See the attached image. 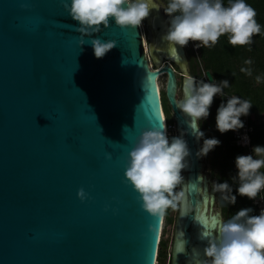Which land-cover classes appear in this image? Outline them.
<instances>
[{
	"label": "water",
	"instance_id": "water-1",
	"mask_svg": "<svg viewBox=\"0 0 264 264\" xmlns=\"http://www.w3.org/2000/svg\"><path fill=\"white\" fill-rule=\"evenodd\" d=\"M153 2L148 51L143 26L112 19L85 36L61 0H0V264H157L165 213L142 207L125 170L142 131L166 127L162 74L191 152L169 264L207 258L202 234L214 235L222 211L207 214L215 194L197 155L201 127L178 107L189 77L178 99L175 65L187 72V50L162 40L169 17ZM97 36L117 41L99 59Z\"/></svg>",
	"mask_w": 264,
	"mask_h": 264
},
{
	"label": "clouds",
	"instance_id": "clouds-1",
	"mask_svg": "<svg viewBox=\"0 0 264 264\" xmlns=\"http://www.w3.org/2000/svg\"><path fill=\"white\" fill-rule=\"evenodd\" d=\"M61 2L71 18L78 22L77 31L85 36L99 33L102 26L110 25L112 19L121 28L140 27L153 8L160 9L153 0ZM163 10L169 17V27L162 40L174 48L177 45L186 47L190 41L199 42L195 45L197 48H211L223 35L228 36V42L233 47L245 46L252 44L253 37L261 33L256 9L246 0H229L227 5L224 0H168ZM84 43L81 39V45ZM91 45L99 59L115 48L117 41H104L97 36L91 40ZM246 63L250 64L251 60ZM241 71L251 75L248 69L242 68ZM256 79L260 82V77ZM228 86V80L207 83L189 77L184 84V98L178 102V107L196 126L197 122L208 118L214 97L217 94L223 97ZM251 107L250 101L231 96L217 110V129L226 133L243 128L245 125L241 117L249 115ZM195 135L199 140L204 137V132L198 131ZM220 143L217 138H205L197 155L207 156ZM253 153L236 157L238 174L233 177L234 181H238V194L250 200H256L264 191V172L261 171L264 168V147L255 146ZM190 155L183 132L170 138L164 125H153L142 131L126 157L125 177L139 194L138 199L148 213L163 216L167 209H177L184 200L185 193L177 189L184 183L182 171L188 167L186 158ZM108 158H111L110 153ZM212 189L214 193H220L221 199L228 204L236 203L237 196L227 181L213 182ZM78 196L84 200L88 194L81 188ZM252 212V208H243L227 221L214 224V235L203 232L208 246L204 249L207 258L201 264H264V208L259 215H252Z\"/></svg>",
	"mask_w": 264,
	"mask_h": 264
},
{
	"label": "trees",
	"instance_id": "trees-1",
	"mask_svg": "<svg viewBox=\"0 0 264 264\" xmlns=\"http://www.w3.org/2000/svg\"><path fill=\"white\" fill-rule=\"evenodd\" d=\"M168 2V0H166ZM229 0H224L227 5ZM253 8L256 9V20L261 25V33L253 37V43L245 46L233 47L228 42V36L220 37L218 43L211 47H200L199 58L193 59L196 65L204 64V70H210L215 83L223 80L229 81V86L224 89V94H235L252 103L249 117L253 125V134L251 138L252 152L257 145L264 147V122H259L258 117L264 115V0H246ZM251 60V63L246 61ZM248 69L251 75L241 71ZM257 77H260V82H257ZM197 78H202L201 74ZM163 109L166 114L167 122L175 123L171 117V106L166 97V93L161 92ZM226 103L227 99L224 95H216L213 104L210 107V115L206 120L201 121L202 131L205 138H217L221 143L216 146L212 152V163L216 169V177L219 183L227 181L233 188V194L237 196L235 204L222 202V215L227 221L236 212L243 208H252L253 211L257 207L255 200H250L246 196H240L236 191L238 189V181H234L233 177L237 176L238 169L236 168V157L239 155H249L250 151L247 147H243L237 143L236 130H229L226 133H221L216 127L217 110L221 103ZM256 115V118L251 116ZM245 116H242L243 120ZM264 172V168L261 169ZM264 195V191H263ZM172 209L169 208L165 212V221L168 224L173 221L171 216ZM252 215H259L251 213ZM165 240L160 241L158 254L159 264H166Z\"/></svg>",
	"mask_w": 264,
	"mask_h": 264
},
{
	"label": "rangeland",
	"instance_id": "rangeland-1",
	"mask_svg": "<svg viewBox=\"0 0 264 264\" xmlns=\"http://www.w3.org/2000/svg\"><path fill=\"white\" fill-rule=\"evenodd\" d=\"M167 5V1L166 0H161L160 2V6H161V9L163 10V7H165ZM164 12V10H163ZM165 16L168 18L167 14L164 12ZM143 30L144 32L146 33L147 35V39H148V42H149V45L151 43V32L149 30V27H148V24H147V21L146 19L143 21ZM199 43V42H193V41H190L189 44L186 46V49H187V54H188V58H189V62H188V70L187 72H182L180 70V68L175 65V67L177 68L178 72L180 73L179 74V83H180V86L178 88V99H182L183 97V78L184 77H193V78H197V76H199L201 74V77L202 78H197V80H204V82H207L209 80L206 79V70H204V64H199V66L196 65V62L195 61H191V56H193V59L196 58L198 59L199 58V53H200V47L197 48L195 45ZM149 61L151 63L152 66H154V62L152 60V58L149 56ZM161 81V85L163 86L162 87V92H164L166 90V83H167V76L164 75L163 78L160 80ZM210 82V81H209ZM215 82V81H214ZM212 83V82H211ZM255 116V117H254ZM171 117L173 118V115H172V109H171ZM254 118H256L257 116L256 115H253ZM258 120L259 122H264V115L263 113L261 114V117H258ZM171 125V132L170 134L168 135L170 138L173 137V136H178L177 135V130H176V125L175 123H168ZM199 125L201 127V131H202V126H201V121H199ZM203 146V139H202V142H201V147ZM212 152L210 150V152L208 153L207 156H204L202 157V161H203V167H202V173L207 176L208 179H210V182H209V188H210V191L213 192V189H212V185H213V182H218L217 181V177H216V169L215 167L213 166V163H212ZM177 191H180V187L177 189ZM214 193V192H213ZM215 194V202H214V205H213V212H221L222 211V202L223 200L221 199L220 197V193H214ZM171 216L173 217V221L171 223L168 222L167 224V230H166V234H165V243L166 241L168 243H166V248H165V251H166V264H167V258H168V264L170 263V258H171V249L173 247V244H174V239H175V234H176V226H177V221H178V216H179V206L177 207V209L173 210L172 209V212H171ZM222 218H223V221H225L223 215H222Z\"/></svg>",
	"mask_w": 264,
	"mask_h": 264
},
{
	"label": "built area",
	"instance_id": "built-area-1",
	"mask_svg": "<svg viewBox=\"0 0 264 264\" xmlns=\"http://www.w3.org/2000/svg\"><path fill=\"white\" fill-rule=\"evenodd\" d=\"M206 79L208 80L207 76H206ZM208 83H211V82L208 81ZM224 95L226 96V99H229L231 96H239V95H235V94H224ZM251 118H253V116H251ZM243 121H244L245 126L239 130H236L237 143L243 147H247L248 150L250 151V154L254 155V153L252 152V144H251V138H252V134H253V125L251 124V120H250V117L248 115L244 117ZM168 132H169V134L171 132V125L170 124H168ZM245 138H247V139H245ZM261 197H264L263 191L259 194V196L254 201V203L257 206L253 211L254 214H257V213L259 214L261 209L264 208V199H262ZM167 227H168L167 223L164 220V229L162 231V238L163 239H165ZM157 264H159V261H157Z\"/></svg>",
	"mask_w": 264,
	"mask_h": 264
},
{
	"label": "bare ground",
	"instance_id": "bare-ground-1",
	"mask_svg": "<svg viewBox=\"0 0 264 264\" xmlns=\"http://www.w3.org/2000/svg\"><path fill=\"white\" fill-rule=\"evenodd\" d=\"M144 36H145V42H146V47H147V50L149 51V42H148V39H147V35H146V33L144 32ZM150 65H151V63H150ZM151 67H153L152 65H151ZM165 74H162L160 77H159V79H158V81H159V87H160V91L162 92V85H161V79L163 78V76H164ZM165 114V113H164ZM165 116H166V114H165ZM166 128H167V132H168V122L166 121ZM168 134H169V132H168ZM207 214L208 215H211V216H215L214 215V212L213 211H211L210 212V210L207 212Z\"/></svg>",
	"mask_w": 264,
	"mask_h": 264
},
{
	"label": "flooded vegetation",
	"instance_id": "flooded-vegetation-1",
	"mask_svg": "<svg viewBox=\"0 0 264 264\" xmlns=\"http://www.w3.org/2000/svg\"><path fill=\"white\" fill-rule=\"evenodd\" d=\"M186 48V47H185ZM187 50V49H186ZM179 72H178V78H179ZM196 80H197V78H195ZM198 81V80H197ZM178 84H179V86H180V83H179V80H178Z\"/></svg>",
	"mask_w": 264,
	"mask_h": 264
},
{
	"label": "crops",
	"instance_id": "crops-1",
	"mask_svg": "<svg viewBox=\"0 0 264 264\" xmlns=\"http://www.w3.org/2000/svg\"><path fill=\"white\" fill-rule=\"evenodd\" d=\"M166 243H168L167 241H166ZM170 252H172V249H171V251ZM171 255V254H170ZM166 259V258H165ZM166 261V260H165ZM167 264H168V258H167Z\"/></svg>",
	"mask_w": 264,
	"mask_h": 264
}]
</instances>
